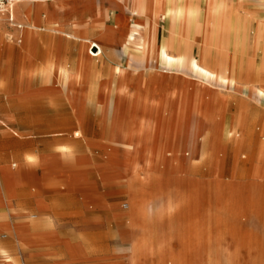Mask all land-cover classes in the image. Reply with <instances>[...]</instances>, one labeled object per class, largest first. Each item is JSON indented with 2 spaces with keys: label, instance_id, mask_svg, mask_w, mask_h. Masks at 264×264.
I'll use <instances>...</instances> for the list:
<instances>
[{
  "label": "rangeland",
  "instance_id": "374dc122",
  "mask_svg": "<svg viewBox=\"0 0 264 264\" xmlns=\"http://www.w3.org/2000/svg\"><path fill=\"white\" fill-rule=\"evenodd\" d=\"M19 8L23 9L22 2H15L14 11ZM13 23L21 20L16 18ZM6 24L12 22L6 20ZM257 25L254 19L244 45L230 34L227 54L253 73L264 75V33L257 46L253 35ZM17 28H9L12 37L6 39L7 48L0 47V92L9 89L18 94L2 110L7 116H0V172L12 167L19 173L18 190L1 193L0 221L16 224L21 240L14 232L0 231V264L2 252L15 264H129L127 218L131 204L150 208L147 227L152 243L164 249L162 255L157 251L150 255V264H158L160 258L170 264V248L176 250L190 233L197 245L203 225L212 232L211 244L196 246L185 253L186 258L207 260L216 245L226 251L234 233L237 240L245 237L251 241L254 255L264 264V180L259 178L258 158L250 149L234 147L235 140L245 136L242 129L235 128L223 141L216 160L202 153L187 161L160 160L143 150L124 157L137 166L139 177L128 190L127 182L103 177L121 154L109 139V116L104 118L91 102L97 87L112 81L110 70L117 61L113 62L109 47L103 46L102 53L90 60L89 102L84 121L78 124L66 110L63 90L52 82L53 76L34 74L27 87L21 76L29 66L23 55L32 46L36 57L30 65L37 70L56 60L72 66L79 46L44 25L33 34L31 47L21 50ZM100 31L89 28V37L97 39ZM92 50L98 52L97 47ZM237 96L244 97L241 93ZM236 101L229 98L227 116L240 112ZM243 109L256 118L254 129L261 140L264 105L248 99ZM156 141L150 138L149 144ZM61 151L65 154L52 156ZM46 154L61 157L52 160L56 167L50 175L56 178L50 181L46 173L41 175L44 166L37 170L24 162L29 159L38 164V158ZM71 157L77 159L74 166ZM71 171L74 185L68 190L65 174ZM25 185L32 191L25 193ZM172 204L175 209L168 208ZM72 250L83 258L71 259Z\"/></svg>",
  "mask_w": 264,
  "mask_h": 264
},
{
  "label": "bare ground",
  "instance_id": "6f19581e",
  "mask_svg": "<svg viewBox=\"0 0 264 264\" xmlns=\"http://www.w3.org/2000/svg\"><path fill=\"white\" fill-rule=\"evenodd\" d=\"M15 2H22L23 9L15 12L13 7L12 17L21 23L6 24L7 19H3L0 47L7 48L6 39H11L9 28L13 25H18L16 41L21 50L32 45L33 34L44 25L79 46L72 66L56 60L38 70L30 65L36 57L32 46L23 55L29 66L21 76L26 87L34 74L53 76L52 82L63 90L66 110L78 124L83 123L89 102L90 60L107 46L113 62L117 61L110 70L112 81L100 84L91 99L104 118L109 116V139L118 145L121 154L120 159L111 162L110 172L104 178L123 180L128 190H132L133 182L139 179L137 166L124 157L140 150L160 160L187 161L199 153L216 160L223 141L235 128H240L245 136L235 140L234 147L250 149L258 158L259 178L264 180V122L259 140L254 129L256 118L243 109L248 99L264 105V75L253 73L250 67L227 54L230 34L237 42L246 44L254 19L258 25L253 35L257 46L260 45L264 0ZM91 27L101 29L95 40L89 37ZM93 47H97V53ZM229 98L239 100L235 106L240 108L238 114L230 117L226 114ZM150 138L156 139V144H149ZM2 203L1 199L0 206ZM168 208L176 207L172 204ZM149 209L143 204L129 206L130 236L126 250L129 264H150L151 254L155 251L163 254L162 245L152 243L147 227ZM2 211L0 208V216ZM205 228L203 225L197 245L191 241L190 233L176 250L170 248V264H263L254 255L251 241L245 237L237 240L234 233L226 251L216 245L207 254V260L186 258L185 253L189 254L196 246L211 244L212 232ZM0 231L14 232L21 240L19 227L10 221H0ZM70 256L73 260L83 258L75 250L70 251ZM1 258L3 264H15L3 252ZM158 264H164L163 258Z\"/></svg>",
  "mask_w": 264,
  "mask_h": 264
},
{
  "label": "crops",
  "instance_id": "0c3cea01",
  "mask_svg": "<svg viewBox=\"0 0 264 264\" xmlns=\"http://www.w3.org/2000/svg\"><path fill=\"white\" fill-rule=\"evenodd\" d=\"M7 92V94H6ZM18 95V94H17ZM15 94H13L12 92H10L9 89H5L4 91L0 92V116H7V113L5 112V114L2 112L3 109L6 108V106H8V104H10V102L15 99ZM5 111V110H4ZM68 111V110H67ZM69 112V111H68ZM12 154V153H11ZM54 155L52 156H58L57 154H62L64 155L65 153L63 151H61V153H53ZM8 155V154H7ZM50 154H46V155H41V157L38 158V164H34L32 163L30 160H25L24 162L26 164V167L28 165L29 168H34V169H39L41 170V166H44V169L41 170L42 172V176L44 175V173H46L45 175L47 176V181L50 180H54V178H56L55 175L51 174L50 172L52 171V169L54 168L53 166L54 163L52 160H56L59 159L61 157H49ZM10 156V155H8ZM71 161L72 166H74L76 164L77 159L75 157H71V159H69ZM40 161V164H39ZM75 163V164H74ZM56 167V166H55ZM72 169H74L72 167ZM28 172V171H26ZM73 171H71L70 173H66L65 177H66V187L68 190L72 189V184L71 181H73L74 178V173H72ZM29 173V172H28ZM31 173V172H30ZM18 171L14 168H10V167H5V169L2 170V172H0V200H1V193L2 192H7L8 189L10 190H18V182H17V177H18ZM25 193H28L30 191H32L30 188H27V185H25L22 189ZM30 195V194H29Z\"/></svg>",
  "mask_w": 264,
  "mask_h": 264
},
{
  "label": "built area",
  "instance_id": "2783aa9c",
  "mask_svg": "<svg viewBox=\"0 0 264 264\" xmlns=\"http://www.w3.org/2000/svg\"><path fill=\"white\" fill-rule=\"evenodd\" d=\"M15 4V0H0V25L3 23V19L13 22L12 11Z\"/></svg>",
  "mask_w": 264,
  "mask_h": 264
}]
</instances>
